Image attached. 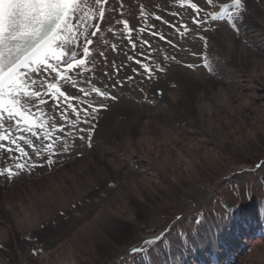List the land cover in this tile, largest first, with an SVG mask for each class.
Here are the masks:
<instances>
[{"label": "bare ground", "instance_id": "obj_1", "mask_svg": "<svg viewBox=\"0 0 264 264\" xmlns=\"http://www.w3.org/2000/svg\"><path fill=\"white\" fill-rule=\"evenodd\" d=\"M230 4L231 0H213L209 8H206L208 15H222V21L228 23V13L223 12V9ZM211 5L215 7L212 9ZM159 7L169 8L166 4ZM245 8L241 41L233 40L222 22L220 33L215 35V39L222 44L223 54L234 64L233 69L230 68L223 76L224 85H215L206 91L196 90L193 86L186 89V99L190 103L188 110L182 112L189 124L186 129L175 126L169 117L151 122L137 118L135 126L125 133L111 129L108 139L98 148L94 147L99 152L88 151L82 146L79 147L81 151H78L82 157L74 160L75 156L71 155L74 154L71 151L73 149L62 143L63 147L61 144L56 146L57 149L62 147V150H68H63L59 157H33L27 150L36 152L34 155L53 152L49 148L50 140L47 136L51 139V134H56L58 130L49 119H54L62 130L74 129L84 123L75 119H82L83 115L86 117L89 111L83 112L80 108L83 107L81 103L85 104L86 98L91 97L88 95L91 93L83 89L82 71H89L93 67L96 69L100 61H105L100 63V68L94 73L99 69L108 72L111 65L108 61L119 66L122 53L118 50L110 52V48L105 46V42L110 44L112 41L107 34L103 35L105 42L101 44L105 48L100 47L103 56L98 55L99 42L94 41L90 51V58L95 60L94 65L89 61L79 69L68 70L66 65L59 63L60 75L70 77V82L60 79L50 70L42 69L33 74L34 79H43L45 85L57 84L67 98H57L54 90L41 88L47 103L39 104L37 101L36 106L26 114L28 123L20 120L18 126L11 130V139H15L16 144L0 142L5 145L4 149H0V171L5 166L15 171L17 163L26 165L19 175L14 176L15 181L10 183L19 188L15 190L9 187L5 196L0 194L2 246L8 247L7 241L17 233L20 237L30 238V241L32 238L33 242H44L47 245V250L38 257L36 264H87L91 256L103 252V246L110 245L114 239H121L128 233L126 231L129 228L121 221L138 227L142 210L130 199L131 196L145 202L147 196L154 198L159 195V189L165 181L181 186L184 190L182 182H195L200 178L202 170L208 168L222 171L225 165L216 153V145L245 153L250 148L249 140L260 143L264 137V0H246ZM233 11L229 6L228 12ZM153 12L146 8L144 15ZM73 23L80 28L75 50L81 55L77 59L85 58L81 50L93 29V19L89 16L83 23L75 20ZM144 27L146 32L156 38L152 41L155 53L158 54L156 50L159 49L165 50V44L154 34L155 30L149 26ZM141 69L144 70L142 67L132 72L130 77L133 79L125 84L126 88L140 86L143 89L139 81ZM249 86L257 87V92ZM240 88H246L244 94L238 93ZM64 117L71 120L67 126ZM101 120L102 117L91 125H99ZM48 159L54 163L49 165ZM102 160L105 165L100 163ZM33 163L37 166L31 167ZM131 163L138 165L137 173L118 176L117 188L112 191L108 189V194L98 204H83L103 192L102 189L96 191L101 183L112 180L109 168L124 171ZM247 169L249 167H230L229 174L245 175ZM3 180L0 177V181ZM1 189L0 186V192ZM187 190L185 188L184 191ZM210 194H213V188L204 195L208 197ZM83 209L86 212L79 218H72L75 212ZM260 222L261 217L252 205L232 210L227 216L218 218L200 230V235L193 236L188 249L180 246L181 253L175 251V248H169L164 257L158 253L156 262L152 264H231L225 258L233 250V253L238 252L236 257L239 255L242 258L238 264H264V225H260ZM167 229L170 228L164 227L151 235H142L139 243L130 249L153 245L160 238L167 237ZM109 231H112L113 238L108 234ZM49 233L51 235L45 237ZM242 234L247 236L244 238ZM253 236H258L259 241L256 242ZM169 241L180 245L176 240ZM12 243L18 244L14 239ZM119 258L116 257L110 264H117Z\"/></svg>", "mask_w": 264, "mask_h": 264}, {"label": "rangeland", "instance_id": "obj_2", "mask_svg": "<svg viewBox=\"0 0 264 264\" xmlns=\"http://www.w3.org/2000/svg\"><path fill=\"white\" fill-rule=\"evenodd\" d=\"M189 2L196 3L199 12L180 4L179 0H106L105 16L102 19H96V22L93 21L92 26L95 25V27L93 26L91 32H94L97 27L101 30L97 36L90 35L87 40H92L93 44L95 40L99 42L97 47V53H99L102 51L100 47H104L101 45L105 42L103 35L109 34L112 41L110 44L106 42L104 44L110 48V52L114 53L118 50L122 53L120 65L108 61V64H111L110 71L99 69L97 73H94L98 67L100 68V63L105 62L100 61L96 69L93 67L89 71H87L88 69L82 71L83 89L90 92L91 94H86L91 97H87L85 104L82 102L83 107L80 108L83 112L89 110L87 114L91 115H86V117L83 115L82 119L81 117L75 118L77 122L85 121L86 118H91L94 115V118H91V123L102 117L101 124H92V126L82 123L79 124L82 126L77 128L62 130L58 128L54 119H49L53 121L51 124H56L58 130L54 135L53 152L47 151L46 154L34 155L33 153L36 152L27 151L33 157L42 158L46 155V157L56 158L63 153L62 147L58 149L57 147L64 143L73 149L71 150L74 153L71 155L75 156L73 159H80L82 153H78L81 151L79 147L84 146L88 151L99 152L94 147L98 148V145L108 139L111 129L125 133L135 126L137 118L153 121L169 117L175 126L186 129L189 124L187 119L182 116V112L188 110L190 104L185 95L187 87L193 86L196 90L206 91L215 85H224L222 82L224 74L234 66L231 59L223 54L222 44L215 39V35L220 33V24L224 23L223 19L215 22L211 20L206 9L210 6L207 0H189ZM164 4L169 7L168 10L159 7ZM171 5L174 10L170 9ZM214 7L211 5L210 8ZM146 8L154 11V14L144 15ZM156 16H160L162 19L157 20ZM243 16L244 13L234 17L238 27L229 22L222 25L226 27L227 32L235 41H241L240 36L244 31L241 28L243 27ZM122 18L129 22L130 27L132 26L131 33L123 28L124 20L121 21ZM198 18L205 22L200 27L193 23V20ZM144 26L155 30L159 39L161 36L166 38L160 39L165 44V50L159 49L156 50L158 54L155 53L152 41L156 38L146 32ZM181 33L184 34L181 35ZM129 37H131V42ZM145 40L148 41V44H144ZM133 42L136 44L135 48L132 47ZM113 45L116 46L115 49H113ZM84 46L88 45L84 42ZM89 47L92 51L93 45ZM130 56L133 57L132 60L128 59ZM99 59L101 60V58ZM137 60L140 61L139 64L136 63ZM141 65H148L152 69L150 72L141 69L142 74H139V81L143 89H140V86L132 89L126 88L125 84L130 81L127 77L133 74L134 69L139 71L138 69L142 68ZM188 65H192V67ZM117 68L120 69L118 74L116 73ZM118 81H123V84L119 87H111ZM94 87L99 88L101 92H109L116 99H105L99 96L93 92ZM249 87L256 92L258 90L255 86ZM245 91L246 88H240L238 93L244 94ZM78 94L80 93L78 92ZM93 108L98 109L94 114L92 113ZM50 113L52 112L50 111ZM64 119H66L64 123L67 126L71 120L66 117ZM89 127L92 128L91 132L80 131V129L87 130ZM151 127L154 128V126ZM78 136H84L85 139H80ZM260 141L257 143L249 140L250 148L245 153L216 145V153L225 168L222 171L207 168L201 171L200 178L195 182L183 181L181 185L184 190L188 189L187 192L181 189V186H175L165 181L159 189V195H155L154 198L147 196L145 202L131 196L130 199L142 210L138 227L121 221L129 228L126 231L128 233L121 239H114L110 245L103 246V252L91 256L87 264H110L118 256L121 258L117 264H152L156 262L158 253L164 257L169 248H175V251L181 252L180 246L188 248L193 236L200 235V230H203L208 224H212L220 217L227 216L232 210L250 205L257 209V213L261 217L259 224L264 225V137ZM100 163L106 164L104 160ZM257 165H261V167L258 168ZM242 166L249 167L247 174H229L230 167ZM138 169V165L134 163H131L124 171H114L109 168V172L113 176L112 180L103 181L105 183L100 182L101 186L95 190L102 189L103 192H100L97 198L92 197L91 200H86L83 204H98L99 200L106 197L108 191L117 188L118 176L133 175L137 173ZM14 179L15 177H12L0 181L2 196H5L9 187L15 190L19 188L18 185H10L15 181ZM27 182L30 183V181ZM211 188H213V194L205 197L204 194L209 193ZM85 212L84 209L77 211L72 218H79ZM6 215L9 216V213ZM65 220L68 221V219ZM164 227L170 228L166 230L167 237L160 238L148 247L130 249L139 243L142 235H151ZM108 234L112 236V231H109ZM50 235L51 233L43 235V237L48 238ZM12 239L17 240L18 244L13 245ZM29 239L20 237L16 233L14 238L6 240L8 247H3V244L0 243V264H36L38 257L47 250V245L44 242H33L32 238L31 242ZM253 239H256V242L259 241L258 237ZM169 240H176L180 245ZM129 249L130 251L126 252ZM241 259L239 257L234 264H238Z\"/></svg>", "mask_w": 264, "mask_h": 264}, {"label": "snow or ice", "instance_id": "obj_3", "mask_svg": "<svg viewBox=\"0 0 264 264\" xmlns=\"http://www.w3.org/2000/svg\"><path fill=\"white\" fill-rule=\"evenodd\" d=\"M212 2L213 0H208L209 4ZM179 3L199 12L196 3H191L189 0H179ZM105 4L106 0H0V142L9 141L11 144H16V140L11 139V130L18 126L20 120H23L25 124L28 123L26 114L36 106L37 101L39 104L47 103L40 91L41 88L54 90L57 98H67L66 93L61 91L57 84L45 85L43 79L39 77L34 79L33 74L41 72L42 69L50 70L60 79L70 82V77L60 75L58 68L60 62L66 65L68 70L79 69L89 61L95 64V60L90 58L89 46L93 45L92 40H85L88 46L83 47L82 53L83 57L89 59H77L81 55L75 50L80 28L73 21L83 23L89 16L93 21L102 19L105 16ZM245 4L246 0H231L230 5H225L223 12L228 13L227 20L233 26L238 27L234 17L243 14L246 10ZM229 6L235 11L229 13ZM155 18L162 19L160 16ZM220 19H223L222 15L211 16L213 22ZM193 23L200 27L205 22L198 18L194 19ZM123 28L129 33L133 31L127 20L123 21ZM100 30L97 27L90 35L95 37ZM160 39L166 38L161 36ZM129 40L131 42V37ZM144 44H148V41L145 40ZM112 47L115 49L116 46ZM132 47H136L134 42ZM98 55L103 56L104 53L99 52ZM128 59L132 60L133 57L130 56ZM136 63L139 64L140 61L137 60ZM188 66L192 67V65ZM141 67L145 72L152 71L148 65H141ZM119 71L120 69L117 68L116 73L118 74ZM127 79L131 80L133 77H127ZM122 84L123 81H118L111 87H119ZM93 92L105 99H116L109 92H101L96 87L93 88ZM97 110L93 108L92 113L94 114ZM91 118H94V115ZM91 118H86L84 123L91 125ZM80 131L91 132L92 128L80 129ZM79 138L85 139L84 136ZM4 147V143H0V149ZM49 148H52L51 144ZM63 150L68 149L63 148ZM47 163L51 165L54 161L48 159ZM36 166L35 163L31 165V167ZM25 167L26 165L17 163L14 171L11 167L5 166L0 171V177L7 180L19 175Z\"/></svg>", "mask_w": 264, "mask_h": 264}]
</instances>
